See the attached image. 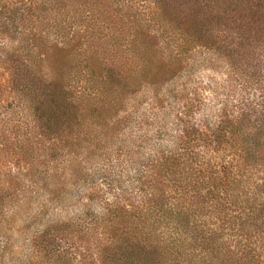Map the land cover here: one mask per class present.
Here are the masks:
<instances>
[{"label":"trees","instance_id":"16d2710c","mask_svg":"<svg viewBox=\"0 0 264 264\" xmlns=\"http://www.w3.org/2000/svg\"><path fill=\"white\" fill-rule=\"evenodd\" d=\"M241 3L0 0V152L59 159L50 183L107 149L131 98L157 97L196 49L220 52L249 89L201 128L186 101L173 135H140L148 149L131 158L122 199L45 222L30 240L36 264H264V15ZM32 135L48 140L39 153Z\"/></svg>","mask_w":264,"mask_h":264},{"label":"rangeland","instance_id":"374dc122","mask_svg":"<svg viewBox=\"0 0 264 264\" xmlns=\"http://www.w3.org/2000/svg\"><path fill=\"white\" fill-rule=\"evenodd\" d=\"M241 1L240 6L247 3L251 8L254 5L261 7L259 14L264 15V0ZM261 34L264 37V32ZM183 64L185 69L180 76L161 88L157 97L151 89H146L131 98L127 111V114L134 113L131 121H124L116 128L108 141L109 146L99 150L96 158L82 160L83 163L75 166L77 181L69 168L55 182L44 179L45 175H56V170L66 167L59 159L51 162L50 157L43 156L42 149L39 153L37 141L48 144L44 136H30L33 149L39 153L30 163L27 162L29 157L16 149L15 144L12 153L0 152V264H22L26 260L36 264L37 249L30 240L41 231L45 222L67 220L87 207L98 212L105 201L121 200V186L130 187L127 178L132 175L131 158L136 159L148 149L139 146L142 137H138H156L157 133L163 132L167 134L165 138L173 135L177 128L172 123L183 102L190 101L192 107L189 124L201 128L205 122L215 119L221 105L232 107L249 91L243 77L218 51L196 49L184 59ZM4 107L0 103V112H4ZM127 125L132 126L131 138L121 136L125 130L128 131ZM19 135L17 139L22 140L24 137ZM10 136V141L14 142L16 137ZM53 143L57 145L54 150L61 149V140ZM49 153L46 151L45 154ZM61 153L64 154V150ZM76 153L81 160L88 157L89 150L79 153L74 149L69 156ZM96 176H104L108 182L98 179L96 184L90 185ZM39 193L44 195L39 197ZM67 243L60 242L68 247Z\"/></svg>","mask_w":264,"mask_h":264}]
</instances>
